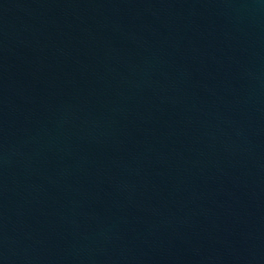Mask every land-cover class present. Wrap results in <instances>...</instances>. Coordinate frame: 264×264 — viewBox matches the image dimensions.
Returning a JSON list of instances; mask_svg holds the SVG:
<instances>
[{
	"label": "water",
	"instance_id": "water-1",
	"mask_svg": "<svg viewBox=\"0 0 264 264\" xmlns=\"http://www.w3.org/2000/svg\"><path fill=\"white\" fill-rule=\"evenodd\" d=\"M0 264H264V0H0Z\"/></svg>",
	"mask_w": 264,
	"mask_h": 264
}]
</instances>
